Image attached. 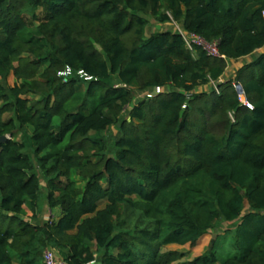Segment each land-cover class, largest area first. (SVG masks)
Masks as SVG:
<instances>
[{
    "label": "trees",
    "instance_id": "trees-1",
    "mask_svg": "<svg viewBox=\"0 0 264 264\" xmlns=\"http://www.w3.org/2000/svg\"><path fill=\"white\" fill-rule=\"evenodd\" d=\"M263 12L264 0H0V264H45L48 249L69 264H264V52L226 76L264 49ZM147 16L226 58L177 31L147 35ZM43 197L59 213L39 222ZM223 223L202 255L162 251Z\"/></svg>",
    "mask_w": 264,
    "mask_h": 264
},
{
    "label": "rangeland",
    "instance_id": "rangeland-1",
    "mask_svg": "<svg viewBox=\"0 0 264 264\" xmlns=\"http://www.w3.org/2000/svg\"><path fill=\"white\" fill-rule=\"evenodd\" d=\"M147 18L149 20V23L147 26V35L151 34L152 32H157V31L173 30V31L178 32L179 29H183L181 25H179L175 22L160 23V22L154 20L152 16H147ZM231 76L232 75H230L229 77H231ZM8 82H9V84H14V77H13L12 73L8 77ZM148 93H149L148 91L138 92L136 95V98H135V102H138L140 99L145 97ZM125 115H126V113H125ZM116 133H117L116 127H112L107 132V134H110L111 137H114V135ZM44 184H45V182L43 181V185ZM101 206H104V203H102ZM245 210H247V206L245 207ZM26 211H27V213H29V214H27L26 217L31 218V212L29 210H27V208H26ZM36 216H37V221H39V222L46 221L51 217V212L49 210L47 202L45 201V197H43L41 199V209L38 211V214ZM57 216H58V213H56L55 217L57 218ZM228 227H230L229 223L221 224V226H219L218 230L210 231L194 246H192L190 244H186V245L171 244V245L164 246L162 248V251L163 252L178 251L182 254L183 260H191V259L195 258L196 256L202 255L205 252H207L209 250L210 243H211L212 239H214L218 233H220V232L222 233L223 231H225V229H227ZM97 256H98V254H97ZM226 256H227V251L223 250L221 257L225 258ZM218 264H222V261H220Z\"/></svg>",
    "mask_w": 264,
    "mask_h": 264
},
{
    "label": "built area",
    "instance_id": "built-area-1",
    "mask_svg": "<svg viewBox=\"0 0 264 264\" xmlns=\"http://www.w3.org/2000/svg\"><path fill=\"white\" fill-rule=\"evenodd\" d=\"M263 16H264V12H263ZM178 32L183 37V39L186 42V45H187L189 50L193 51L195 46H198V47H202L211 56L226 58L225 55H222L220 53L219 48H218V44L216 41H213V42L207 41L202 36L195 34V33L188 32L184 29H179ZM236 89L239 93L240 100H241L242 104L249 109H253V107H254L253 103L250 102L245 97L243 88L241 87L240 84L236 85ZM216 90H217V92H219L217 87H216ZM158 91H160L159 88H158ZM44 262H45V264H69L66 261H64L62 258H60L58 256L57 252L53 249H48L45 251ZM93 263L94 262H92L91 264H93Z\"/></svg>",
    "mask_w": 264,
    "mask_h": 264
},
{
    "label": "crops",
    "instance_id": "crops-1",
    "mask_svg": "<svg viewBox=\"0 0 264 264\" xmlns=\"http://www.w3.org/2000/svg\"><path fill=\"white\" fill-rule=\"evenodd\" d=\"M264 52V49L258 50L254 55L248 56V57H244L242 59L233 61V62H229V66L227 69V73L226 76H230L233 75V73L236 72L237 68L241 65H243L244 63L250 61L253 58H256L260 53ZM28 210V209H27ZM50 212H51V216H56V213H59L58 210H54L52 212V210L49 208ZM29 214V213H27Z\"/></svg>",
    "mask_w": 264,
    "mask_h": 264
},
{
    "label": "water",
    "instance_id": "water-1",
    "mask_svg": "<svg viewBox=\"0 0 264 264\" xmlns=\"http://www.w3.org/2000/svg\"><path fill=\"white\" fill-rule=\"evenodd\" d=\"M158 93H160V91H158V88H154L152 95H156ZM7 139H8V136H5V135L0 136V144L4 143Z\"/></svg>",
    "mask_w": 264,
    "mask_h": 264
}]
</instances>
